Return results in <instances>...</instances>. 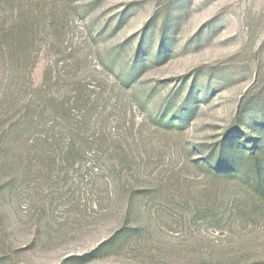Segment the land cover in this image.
I'll use <instances>...</instances> for the list:
<instances>
[{
  "label": "rangeland",
  "instance_id": "1",
  "mask_svg": "<svg viewBox=\"0 0 264 264\" xmlns=\"http://www.w3.org/2000/svg\"><path fill=\"white\" fill-rule=\"evenodd\" d=\"M240 108L257 152L264 0H0V264H264Z\"/></svg>",
  "mask_w": 264,
  "mask_h": 264
},
{
  "label": "trees",
  "instance_id": "2",
  "mask_svg": "<svg viewBox=\"0 0 264 264\" xmlns=\"http://www.w3.org/2000/svg\"><path fill=\"white\" fill-rule=\"evenodd\" d=\"M66 111H69V109H67ZM242 114L243 111H241L240 108L237 116L233 120L234 122L231 129L225 134V136L220 139L219 143L212 153V156L209 157V172L212 176L217 178H229V175L234 176L235 174L242 172V170H239V166L240 163H242L246 159L248 160L247 162L249 163V167L247 168V170L244 169V171L252 174V178L255 181L256 185L254 187L257 188L259 186V193H264V148L259 149L257 152L255 151L256 148H240V143L242 141H246L244 136L240 134L238 128V125L243 121ZM14 125H18L17 129L16 127L13 128ZM20 126V124L10 125V127L5 131L6 135L3 131L2 137H7L8 134L15 133ZM246 129L249 128L247 127ZM13 136L17 138V134H14ZM84 142H86V139L84 140ZM4 143V140H0V149L2 148ZM68 148L70 149H68V152H66V159H71L73 156L72 151H70L72 149V146H69ZM117 243L118 240H116L115 236H112L108 240L99 244L98 247L92 250L90 253L75 257L74 259L81 260L102 257L104 251H107L108 249H110V247H115Z\"/></svg>",
  "mask_w": 264,
  "mask_h": 264
}]
</instances>
